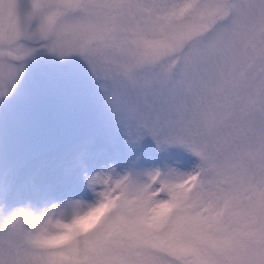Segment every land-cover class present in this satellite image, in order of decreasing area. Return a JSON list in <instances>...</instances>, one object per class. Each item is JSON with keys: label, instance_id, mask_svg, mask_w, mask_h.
<instances>
[{"label": "snow or ice", "instance_id": "6c2138e0", "mask_svg": "<svg viewBox=\"0 0 264 264\" xmlns=\"http://www.w3.org/2000/svg\"><path fill=\"white\" fill-rule=\"evenodd\" d=\"M37 46L82 57L130 136L201 162L100 181L90 264H264V0H0V95Z\"/></svg>", "mask_w": 264, "mask_h": 264}, {"label": "rangeland", "instance_id": "374dc122", "mask_svg": "<svg viewBox=\"0 0 264 264\" xmlns=\"http://www.w3.org/2000/svg\"><path fill=\"white\" fill-rule=\"evenodd\" d=\"M16 66L15 85L0 95V223L21 206L42 215L67 201L95 203L105 179L142 185L156 173L167 179L198 169L183 145L130 136L106 82L79 55L37 46Z\"/></svg>", "mask_w": 264, "mask_h": 264}, {"label": "clouds", "instance_id": "9594fccd", "mask_svg": "<svg viewBox=\"0 0 264 264\" xmlns=\"http://www.w3.org/2000/svg\"><path fill=\"white\" fill-rule=\"evenodd\" d=\"M98 201H67L42 215L14 209L0 223V264H90L101 233L112 236L111 206L96 208Z\"/></svg>", "mask_w": 264, "mask_h": 264}]
</instances>
